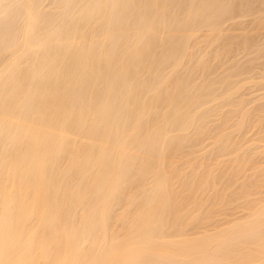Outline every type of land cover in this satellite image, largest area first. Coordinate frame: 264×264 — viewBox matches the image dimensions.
<instances>
[{
    "label": "bare ground",
    "instance_id": "1",
    "mask_svg": "<svg viewBox=\"0 0 264 264\" xmlns=\"http://www.w3.org/2000/svg\"><path fill=\"white\" fill-rule=\"evenodd\" d=\"M260 35L264 0H0V264H264Z\"/></svg>",
    "mask_w": 264,
    "mask_h": 264
},
{
    "label": "rangeland",
    "instance_id": "2",
    "mask_svg": "<svg viewBox=\"0 0 264 264\" xmlns=\"http://www.w3.org/2000/svg\"><path fill=\"white\" fill-rule=\"evenodd\" d=\"M226 24H227V23H226ZM228 24H229V23H228ZM228 24H227V25H228ZM225 26H226V25H225ZM201 31H204V32H205V29H203V30H201ZM201 31H200V34H198V36L200 35V36H199V38H200V37H202V35H203L202 38H204V35H206L207 32H205V33H204V32L201 33ZM236 34H237V33H236ZM263 37H264V35H262V36L260 35L259 37H256L257 39H256L255 37H253V40L251 41V43H250V45H249L250 48H249V47L246 48V49H250V50H251V48H252L253 46H255V47H253L254 49L252 48V49L255 51V56L253 57L252 54H251V55H252V56H251L252 58H251L250 56H248L249 58H247V59L245 60L247 63H248V62H251V60L253 61L254 58H255L254 61H255V60H259L261 57H262V60L260 59L259 61H260L261 63H262V61L264 62V58H263V56H264V50H263V49H264V46L261 45L262 43H261V40H260V39H263L262 42L264 43V38H263ZM234 38H235L234 41H233L234 43H233V44L231 43L232 45L226 44V42L224 41V37H222L221 39H218L221 43L217 40L216 42H218V43L213 42V43H211V44H210V43L208 44L207 42H204V41L202 40L203 42H200V43L202 44V46H201V44L198 45V47H197L198 49H197L196 51H194V52H193V49H192V52H193L194 54H196V53L198 54V53H199L201 56H202V55H205L206 53L208 54V56H210V54H212V55H211L212 57H211V56H210V57H211L212 60L214 61L215 55H213V54H216V53L219 51L220 54H218V57L221 55V56H220V58H222L221 61L223 60V63L220 62V65L223 66V67H220V65L218 64L221 70L219 69V70H217L216 72H218V71H219V72H224V71L226 70V68H227V70H228V68H229L228 71L231 70V71L233 72L231 78L234 77L233 80H232V79H231V80H232V81L235 80V82H237L236 78L239 77V76H241L242 78H237V79H238V82H240V80L242 81V79L245 78L246 76H250V75L253 73V70H254V71H255V72H254L255 75L260 73V75H259L260 77L258 76V78H259L260 81H261V79H262L261 77H262V75H264V72H263V70H264V66H263V65H264V64L261 65V63H260L259 61H258V63L255 61V62H253L254 66L251 65V67H253L252 69H251L250 66H248V68L250 67V70H251L252 73L250 72V70H248V72H247V67H246V65H248V64H246V62L244 61L245 58H243V59H240V58H239V56H240L241 58H242V56L244 57V55H242V52H241V53L239 52L241 49H242V51L244 50L243 48L240 49V47H239V45L241 46L240 41H239L240 38H239V37H237V38L234 37ZM222 39H223V40H222ZM204 40H205V39H204ZM235 40H236V41H235ZM258 40H260V42H259ZM222 42H224V43H222ZM206 43H207V44H206ZM214 43H215V45H214ZM256 43H257V46H258V47L256 46ZM259 43H260V45H258ZM204 44H205V45H204ZM212 44H213V45H212ZM221 44H222V45H221ZM237 44H239V45H237ZM206 45H207V47H206ZM220 45H221V47H220ZM228 45L230 46L229 48L226 49V48L224 47V50L227 51V52H226V51H224V50L222 49V47H223V46H228ZM200 46H201V47L204 46V47H206V48H204V47L201 48ZM218 46H219V48L217 49ZM236 46H237V49L239 48L238 51H237V49L235 50V47H236ZM251 46H252V47H251ZM259 46H260L261 48H259ZM195 47H196V45H195ZM195 47H193V48H195ZM208 47H209V49L207 50ZM212 47H215L213 51H211V49H213ZM232 47L234 48V50L231 49ZM200 49H202L203 51H200ZM221 49H222L225 53L222 52ZM259 49H260L261 51H260ZM198 50H199V52H198ZM209 50H210V51H209ZM216 50H217V51H216ZM250 50H248V54H247V51L244 50L245 52H243V54L246 53L247 55H249V54H250ZM253 50H251V53H254ZM206 51H207V52H206ZM215 51H216V52H215ZM235 51H237L238 53L235 52ZM259 51H260V52H259ZM200 52H201V53L203 52L204 54H201ZM212 52H213V53H212ZM221 52H222V54H224V57H222L223 55L221 54ZM232 52H233V53H232ZM234 52H235V53H234ZM229 53H230V54H229ZM231 53H232V55H231ZM197 54H196V56H198ZM236 54L239 55V56H237ZM246 54H245V55H246ZM258 54H259V55H258ZM235 55H236V57H235ZM241 55H242V56H241ZM247 55H246V56H247ZM260 55H262V56H260ZM226 56H227V57H226ZM232 56H233V59H236V60H234V62H233ZM259 56H260V57H259ZM204 57H205V56H204ZM225 57H226V58H225ZM230 57H231V58H230ZM220 58H219V59H220ZM219 59L216 58V59H215V60H217L216 62H218ZM226 59H228V60L230 59V62H232L233 65H232L228 60H226ZM238 59H239V60H238ZM248 59H249V60L251 59V60L248 61ZM235 61H236V62H235ZM237 61H238V63H237ZM239 61H240V62H239ZM224 62H226V63H224ZM227 62H228L230 65H229ZM243 62L245 63V65L243 64ZM234 63L237 64V65H235ZM256 63H257V64H256ZM222 64H223V65H222ZM226 64H227V65H226ZM250 64H252V63H249V65H250ZM218 65H217V66H218ZM234 65H235V67H234ZM238 65H239V66H238ZM242 65H243V66H242ZM255 65H256V66L258 65L257 68H259V67H260L259 65H261L260 70L257 71ZM224 66H225V67L227 66V67L224 68ZM228 66H229V67H228ZM231 66L234 67V68H232ZM241 66H242V67H241ZM230 67H231L232 69H231ZM238 67H241V69H242V70H240L241 75H239V76L236 75V74L234 73V72H235V68H238ZM245 67H246V68H245ZM222 68H224V69L222 70ZM217 69H218V68H217ZM245 69H246V70H245ZM261 69H263V70H261ZM243 70H245V72H243ZM241 71H242V72H241ZM256 71H257V72L261 71V72L257 73ZM226 72H227V71H226ZM262 72H263V73H262ZM240 73H239V74H240ZM244 73H245V74H244ZM247 73L250 74V75H248ZM234 74H235V76H233ZM244 75H245V77H243ZM251 76H252V75H251ZM251 76H250V77H251ZM263 77H264V76H263ZM247 78H249V77H247ZM247 78H245V79H247ZM245 79H244V80H245ZM255 79L257 80L256 76H255ZM259 79H258V80H259ZM256 80H255V82H259V81H256ZM263 80H264V79H263ZM263 80H262V81H263ZM262 81H261V84L263 83V84H262V88L264 89V87H263V86H264V82H262ZM238 82H237V83H238ZM252 83H253V82H252ZM252 83H251V84H252ZM253 84H254V83H253ZM258 84H259V83H258ZM247 85H248V84H247ZM255 85H257V84H254V86H255ZM259 85H260V84H259ZM244 87H246V88H244ZM244 87L240 89L241 91H240V90L238 91L237 94H239V95H237V96H238V100L243 99V98H244V100H245V99L247 100V102H246V100H245V103L242 104L243 106L245 105L244 107H246V103H248V104L252 103V101H255V97H257V96H259V95L261 94V92L259 93L258 90L262 91L263 89L261 90V86H260V87L258 86L259 89H257V87H253V85H252V88H251L252 91L249 92V89H250V88H249V85H248V86H244ZM247 87H248V88H247ZM250 87H251V86H250ZM253 88H256V89H253ZM223 89H224V88H222V92L220 91V90H221L220 88L217 89V90H216V91H217L216 94L221 95L220 93H223V91H225V89H224V90H223ZM244 90H247V91L244 92ZM219 91H220V92H219ZM242 91H243V92H242ZM254 91H255V92L257 91V92H256L257 95H255V92H254ZM239 92H240V93H239ZM241 92H242L244 95H248L249 97L251 96L250 93L253 92V93H254V94H253V95H254V99H253L252 96H251L250 98H249L248 96L243 97L244 95H243V94L241 95ZM258 93H259V94H258ZM263 93H264V91H263ZM263 93L261 94L262 96H260L261 98L264 97V96H263ZM240 95H241L242 97H240ZM260 97H257V98H259V99L261 100ZM247 98H248V99H247ZM257 98H256V100H257ZM248 100H249V102H248ZM250 100H252V101H250ZM263 100H264V98H263ZM263 100H262V101H263ZM257 101H258V100H257ZM257 101H256V103L253 102V104H252L253 106L250 104L251 107H253V108H251L250 105H249L250 108H248V106H247V108H248V109H251L250 112H251L252 114H253L254 111H255L254 115L258 113V114H257L258 116H260V115L262 116V115H264V114H263L264 112L261 111L262 109H264V105H262L264 102L260 101V102H262V104H261L262 107H261L260 105H259V106L257 105V103L259 104V101H258V102H257ZM248 104H247V105H248ZM254 104H256V105L258 106V107H257V106L255 105V110H254ZM239 107H240V106H239ZM256 107H257V108H256ZM260 107H261V108H260ZM258 108H260V110H258ZM224 109H225V111H227V110H228V107H227V108H226V107H223L222 110H224ZM243 109L245 110L246 108L240 107V108L238 109V111L235 113V115H236V114L239 115V114H240L239 112H240L241 110H243ZM252 109H253V110H252ZM256 112H257V113H256ZM259 112H260V113H259ZM261 112H262V114H261ZM252 114H251V116H254V115H252ZM258 116H256V117H258ZM252 118H255V116L252 117ZM248 131H249V133L251 132L250 129L247 130V132H248ZM247 132H246V134H248ZM246 134H245V133L240 134V140H238V141H236V142L234 141L235 144H233V145L235 146L236 144L239 143V145H237L238 147H236V148L234 149V148H233V145H231L232 147H230V148L228 147L229 150H228V148L226 149V150H227L226 153L229 152V154H231L230 157H232V156H233V157H234V156H238L239 154H240L239 156L242 155V157H244L243 155H245V156H248V158L251 157L250 160H253V159L256 160V159L258 158V156L260 155V157H262V158H258V160H256V161H257V162L259 161L258 164H259L260 166L262 165V167H264V164H263V163H264V162H263V161H264V159H263L264 156H262L261 154H259L260 152H258L257 154H256V152L254 153V151H252V152H251V151L248 152L250 155H251V153H254V156H255V157H254V156H250L249 154H247V155L244 154L243 151L246 152V150L249 151V150H251V149H252V150H256V149H258V147H256V146L259 145L258 143H257V144H258V145H257V144H255L254 142L251 141V138H253L252 135L254 136V132H253V131L251 132L252 135H251V134H248V136H247L248 139H247V137H244ZM235 135H236V134H234V136H235ZM242 135H244L243 137L246 138V139L243 138V139H244V140H243V139L241 138ZM249 136H251V137H249ZM249 138H250V140H249ZM241 139H242L243 143L241 142ZM246 140H249V141H248L249 144L246 143ZM198 141H199V140H198ZM200 141H201V140H200ZM200 141H199V142H197V141L195 142V143H199V145H200V146L198 145V147H196V148H202V147H205V150L209 151V152L207 153V152H204L205 150L203 149L204 151L202 152V155H203V153H204V156H203V157L206 158V159L204 158L206 162L208 161V158H207V157H209V160H210V161H208V163H209V162H212L211 160H215V158H218L217 155L220 157L223 151H224V153H225V148H224V150L219 154L220 150L218 149V148H219V147H218L217 149H218L219 151H218V153L216 154V151H217V150L214 149V147L216 148V145H214V147H213V145L211 146V145L209 144V145L211 146L212 149H209V150H208V149H207V145H208L207 143H208V142H205V143H206V145H205L204 141H202V142H203L202 145H203V144L205 145V146H202ZM239 141H240V142H239ZM244 141H245V142H244ZM251 142L254 143V144H252ZM241 143H242V146H243V147L240 145ZM251 144L254 145L255 147H254V146L249 147V145H251ZM246 145H248L247 147H248L249 149L247 148L246 150H243V149L246 147ZM189 146H190L189 143L186 144V145H185L186 148L184 149V151L187 150V147H189ZM196 146H197V145H196ZM210 146H209L208 148H210ZM239 146H241L242 148H241V147L239 148ZM231 148H232V150L234 149L233 152H232ZM255 148H256V149H255ZM213 149H214V150H213ZM241 149H242V152H241ZM236 150H237V151H236ZM259 151H260V150H259ZM211 152H212V153H211ZM235 152H236V153H235ZM210 153H211V156H209ZM213 153H215V155H214ZM224 153L222 154L223 156H224ZM226 153H225V156H226V155H229V154H226ZM232 153H233V155H232ZM242 153H243V154H242ZM212 154H213V156H212ZM255 154L258 155V156H256ZM252 155H253V154H252ZM225 156H224L225 160H226V159H230L229 157H225ZM214 157H215V158H214ZM233 157H232V158H233ZM252 157H253V159H252ZM213 158H214V159H213ZM220 158H221V157H220ZM232 158H231V159H232ZM244 159L246 160L245 157H244ZM261 159H262V162H261ZM247 160H249V159H247ZM255 160H254V161H255ZM221 161H224L223 157L221 158ZM260 163H261V164H260ZM228 170H229V169H228ZM224 171H226V170H224ZM248 172L251 173V171H248ZM225 173H226V174L223 175V177H225V178H222V179H223V180L225 179V181H226V178H227L229 175L227 176V172H225ZM228 173H229V171H228ZM252 173H253V172H252ZM229 174H230V173H229ZM246 175H247V172H246V174H245V177H247ZM249 175H250V174H249ZM249 175H248V176H249ZM241 177H243L242 174H241ZM250 177H251V176H250ZM239 178H240V175L238 176V179H237L238 182H236V185H238V186L240 185V182L242 183L243 181L249 179V178H247V179H242L241 181H239ZM222 179H221V180H222ZM240 179H241V178H240ZM221 180H220V181H221ZM237 180H236V181H237ZM222 182L224 183V181H221V183H222ZM223 183H222V185H223ZM232 186H233V185H232ZM235 187H236V189H235L234 187H233V189L237 190V186H235ZM219 188H221V187L219 186ZM226 190H227V189H226ZM226 190H225V191H226ZM231 190H232V187L230 188V190H229L228 193H230ZM235 190H233V191H235ZM200 192L202 193V190H200V191L198 192L199 195H197V196H200V195H201ZM223 193H225L226 196L228 195L226 192H223ZM223 193H222V194H223ZM205 194H208V192L206 191ZM223 196H224V194H223ZM226 196H224V198H225ZM254 197H255V196H254ZM204 198H206V195H205ZM224 201H226V200H224ZM224 201L222 200V202H224ZM220 202H221V201H220ZM227 202H228V200L226 201L225 204H227ZM220 204H222V205L224 206L223 203H220ZM220 204H219V205H220ZM228 204H229V205L224 206V208H223V206L221 205V207H222L223 209H222L221 207H219V208L222 209V210H224L223 212H224L225 214H226V210L233 211V212H234V215H235L234 218H235L236 220H239V219L241 218V217H240V216H241V215H240L241 212H243V214L246 213L245 211H243V210L241 209L240 211L238 210V212H240V214H235V212H236L237 210H236V211L233 210V207H232V206H233V205H236V202H235V203H234V202H231V203H228ZM237 204H238V203H237ZM205 206L207 207V205H205ZM237 206H238V205H236V208H238ZM206 207H205V208H206ZM225 207H229V209H226V210H225ZM231 207H232V210H231ZM236 208L234 207V209H236ZM230 211H227V212L233 214V213L230 212ZM223 212H222V214L225 216V220L222 219L223 215H222V217H221V216H217V217H220L219 220L222 219L223 221H226V220H228V218L226 219V217H228V216H226ZM236 213H237V212H236ZM227 215H229V214H227ZM236 216L239 217V219H238ZM232 217H233V215H232ZM244 217H245V216H244ZM244 217H243V215H242V218H244ZM214 218H215V217H214ZM214 218H213V219H214ZM223 218H224V217H223ZM229 218H230V217H229ZM242 218H241V219H242ZM213 219H212V220H213ZM241 219H240V220H241ZM222 220L220 221L221 223H222ZM232 220H234V219L232 218L231 221H230V219H229L230 222H233V223H234L235 220H234V221H232ZM240 220H239V222H240ZM214 221H215V223H214L213 221H211V222H213V225L215 224V226H218V224H219L220 222L217 223L218 220H217V221L214 220ZM229 221H228V222H229ZM211 222H208V223H209V224H208L209 226L211 225V224H210ZM236 222H237V221H236ZM216 223H217V224H216ZM221 223H220V224H221ZM233 223H232V224H233ZM226 224H228V225H226ZM213 225H211L210 228L215 227V226H213ZM225 225H226V227H227V226H229V223L225 222V223H223L222 226H221V225H219V226H220V227H223V226H225ZM193 264H194V263H193Z\"/></svg>",
    "mask_w": 264,
    "mask_h": 264
}]
</instances>
